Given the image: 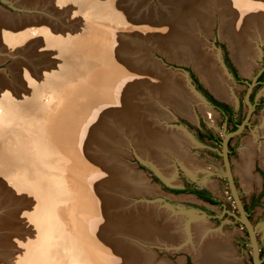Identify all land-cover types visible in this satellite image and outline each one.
Here are the masks:
<instances>
[{
    "label": "rangeland",
    "instance_id": "1",
    "mask_svg": "<svg viewBox=\"0 0 264 264\" xmlns=\"http://www.w3.org/2000/svg\"><path fill=\"white\" fill-rule=\"evenodd\" d=\"M29 1L33 6L25 8L15 6L14 0H0V20L7 29L0 39V264H26L20 262L25 256L24 245L38 236L41 240L44 235L37 234L33 223L24 217L33 211L36 201L27 189H21V184L16 185L24 177L37 186L57 188L56 200L59 197V204L68 213L70 205L76 208L82 193L89 194L97 211L108 218H134L143 205L156 204L163 213L162 224L167 225L173 218L178 231L187 234L176 242L170 243L163 237L155 245L146 244L155 253L154 263L212 264L197 258L193 237L185 229L187 222L192 224L196 220L195 223H207L210 233L227 240L226 254L232 264H252L249 237L237 219L238 209L225 175L221 144L224 135L231 132L232 121L240 125L245 120L241 132L228 139V161L239 199L256 229L264 264V75L259 79L264 74V0H208L199 11L195 26L172 32L180 33L178 38L166 34L160 25L167 19L165 16L173 14L167 0ZM253 2L255 7L251 9ZM234 5L241 9L237 11ZM227 9L229 12L224 13ZM16 18L19 21L13 24ZM249 18L254 20L252 24L244 23ZM257 27L261 32H257ZM244 32L246 37H239L238 33ZM250 34L258 41V57L250 58L252 69L245 72L234 59L233 50L237 42L248 40ZM78 53L83 57L81 74L75 69L79 59H73ZM227 64L240 81L231 75ZM213 67H218L225 78L228 99L219 97L206 80L203 68L213 71ZM128 71L140 74L141 80L147 75L146 80L132 85L131 79L123 75L129 74ZM165 80L178 85L180 110L163 96L161 88ZM204 91L232 111L209 107L202 99ZM35 92L38 95L34 97ZM31 97L38 107L59 110V117L64 116L62 111L66 109L68 118L77 115L78 127L72 125L75 120L68 121L64 133L77 129L75 136L81 135L77 137L79 142L74 143L76 137L61 139L50 132L46 137L34 138L32 125V134L23 123L16 125V115L22 116L18 113L21 105ZM66 97L68 100L63 103L61 98ZM112 101L121 110L128 108V102L138 107L133 120L128 119V113H116L117 106L112 108ZM184 108L187 115L181 112ZM83 121L91 123L90 128L84 127L87 124L81 126ZM143 122L159 131L180 134L185 155L197 163L199 170H191L194 167H189L186 158L162 146H148V151L163 152L164 166L152 157L153 153L150 156L140 152ZM52 123L59 125L58 120ZM213 136L218 141L211 139ZM22 142L31 143L27 145L28 157L25 156L28 163L14 155ZM247 148L255 152L249 158L247 170L252 181L250 187L244 185L239 172L242 151ZM9 153L12 156L7 163L3 156ZM70 162L75 164L72 168ZM140 186L150 192H139ZM183 187L189 191L170 189ZM193 190H202L220 203L212 204ZM114 201L120 202L119 205L114 207ZM70 224L69 219L60 223L61 241L55 243L52 251L54 264H72L77 260ZM170 232H174L173 227ZM105 233L101 237L107 243L116 239L125 249L143 243L126 232L115 231L109 237ZM53 234L57 236V232ZM144 239L148 243L153 240Z\"/></svg>",
    "mask_w": 264,
    "mask_h": 264
},
{
    "label": "bare ground",
    "instance_id": "2",
    "mask_svg": "<svg viewBox=\"0 0 264 264\" xmlns=\"http://www.w3.org/2000/svg\"><path fill=\"white\" fill-rule=\"evenodd\" d=\"M9 1H11V0H9ZM14 1H15L14 2L15 6H16V4L19 7L23 6L25 8L27 6L28 7L33 6V4L29 0H14ZM176 1L177 2L175 3V0H167V4L170 5L169 10H171V12H173V14L172 15L169 14V16H165V17L163 16L164 18L167 17V19H164V22L162 24H160L161 26H163V29H165V33L170 34V35L175 34L172 32H176L178 30H183V29H187V28L189 29L190 26H192V25L195 26L197 23L196 21L199 19L198 18L199 11H201L202 8H205L207 5L206 3L208 2V0H176ZM174 3H175V5H174ZM258 5L260 8L261 5L260 4H258ZM234 7L237 11H239L241 9L240 7H237L236 5H234ZM254 7H255V3L253 2L250 4V8L253 9ZM31 9H33V8H31ZM228 12H229V9H227V11L224 13H228ZM235 14H237V13H235ZM262 17H264V16H262ZM251 18H253V17H251ZM251 18L246 19L244 21V23L248 22V23L252 24V22L254 20H251ZM165 20H168V21H165ZM18 21H19V19L17 20V18H16V20H14L13 24L17 23ZM200 21H201V19H200ZM5 25L6 24L0 20V39H1V37L4 36L5 31H7ZM257 29H258L257 32L259 33L260 30L258 27H257ZM178 34H180V33L177 32V34H175V36H177V38L179 37ZM238 34H239V37H246L245 32L244 33H238ZM253 36H255V33H253ZM169 39L171 40L170 37H169ZM179 41H181V38L179 39ZM236 42L237 41H235V43ZM256 42H258V41H256V39H253L252 34H250L248 37V40L245 39L242 42H237V44L235 46L236 50L235 49L233 50L234 59L236 60L237 64L240 66V68L245 72H250V69H252V68H250V62H249L250 58L251 57L257 58L258 57V50L256 49ZM76 52H78V51H76ZM82 58L83 57H81L79 55V53H78V55L73 56L74 61L79 59L78 64H77V68H75L79 74L82 73V68H81ZM254 58H253V60H254ZM213 68H212L213 71H210V70L208 71V68H203V72L206 73V75H205L206 80L209 83L211 89L219 97L228 99L229 98V92H228L229 89L226 88L227 84H226L225 78L222 77L223 74L221 73V70H218V67H213ZM128 73L129 74L124 73L123 75H125L124 76L125 79H131V81L133 82L132 85H135V81H138V80H139V82L141 81L140 83H142V81L146 80V77H147V75L142 76V80H141L140 74H132L129 71H128ZM52 80L53 79H51V78L49 79L50 82H52ZM162 86L163 87L161 89L163 92V96L166 97V101L171 102L172 104H175V107H177V108L179 107V110H180L182 103L180 102L178 94L176 93L177 92L176 90L178 89V85L174 84V83L170 84L167 80H165L162 83ZM228 88H230V87H228ZM59 90H62V88L61 89L59 88ZM61 92H63V91H61ZM37 95H38V92L33 93L34 97ZM61 99H63L62 100L63 103H64V99H66V101H65V103H66L68 100V97L61 98ZM116 104H117L116 102H113L112 108L118 105V104L117 105ZM127 104H128V108L125 110L119 109L118 106L115 107L114 109H116V113H122V114L128 113V116H129L128 119L133 120V117L136 116L135 110L138 107L136 108L132 102H128ZM21 106H22V109L18 113H22V116L18 117V115H16V125L23 123V125H25L24 127L27 128L26 130L28 132L30 131V134L33 133V131H32V127H33L34 128V135H33L34 138L35 137H37V138L46 137L50 133L57 134L61 139L62 138H65V139L71 138L72 139V137L74 139L76 137L75 134L77 133V129H75V130H73V129L76 128V126L78 127L80 121H79V119H77V115H74L72 118H68V116H70V115H69V112L67 111V109L65 111L64 110L62 111V113H64L63 114L64 116L59 117V114H58V112H60L59 110L55 109V111H53L54 109L51 110V108L45 109V107H42V105H40L38 107V103L36 101H34L32 97H31V100L25 102ZM184 109L181 112L183 114L187 115L186 114L187 108H184ZM36 110H38V111L36 112ZM34 112H36V113H34ZM55 120H58L59 125H57V126L53 125L54 123H52V122ZM74 120H75V122H74L75 124H72V125H76L72 129L73 130L72 132H74V133L70 132L69 134H71V135L68 134L69 131H67V133H64L67 129L68 121L70 122V121H74ZM91 122H93V121H91ZM83 123H82L83 125H81V123H80V125L84 126L88 122L85 123L83 121ZM143 123H142V127H141V137L140 138H141V147L142 148L139 149L140 152L147 154V155H150V156H152V153H153L152 157H154L160 165L164 166L163 160L165 158L163 160L161 158L164 155L163 152L155 154V152L148 151V146L149 147L152 145L154 147L162 146V149L167 148V149H169V151L174 152V154H177L181 157L186 158L187 162H189L191 165L189 167L190 168L194 167L191 170H195V171L197 169L199 170L197 163L195 161H193L191 158H189L188 155H185V150L180 145L181 144L180 140H179L180 134H178L177 132H171L170 130L159 131V129H156L154 127H150L147 122H146L147 125H146V123H144V124ZM90 124L91 123H89V125ZM31 125H32V127H31ZM87 125L84 127L90 128L91 125L90 126L89 125L87 126ZM84 130H86V129H84ZM77 135H79V134H77ZM82 135H84V134H82ZM80 136H77V137L79 138ZM77 137L75 138L76 140H73L74 143H75V141L79 142ZM87 137L88 136H86V138ZM60 138H59V140H60ZM84 138L85 137H82V139H84ZM80 140H81V138H80ZM31 141H33V140H31ZM19 142H20V138L18 140V143ZM60 142H62V141H60ZM68 142H71V141L68 140ZM28 144H31V143H28ZM27 145L24 142L20 143L16 148V153H14V155L17 158H19L20 161H24V163H28V162H26V159H27L26 157H28V153L30 152L29 146H27ZM79 146H80V144H79ZM11 148H12V151L15 150L14 147L11 146ZM253 148H251V149L247 148V150H245L244 152L242 151L243 162L239 168V172H240V175L242 178V182L244 183V185H246V187H250L251 182H252L251 179L247 176V170H248V165H249V161H250L249 158L255 153L253 151ZM64 149H65V147H64ZM74 150H76V148ZM259 151H260L259 153H261V150H259ZM82 152H84V151H82ZM11 156H12V153H9L5 157L3 156V158L7 159V163H9ZM85 159H87V158H85ZM79 163H80V160L78 162L76 161L75 164H79ZM155 163L157 165V162H155ZM185 163H186V161H185ZM189 163H188V165H189ZM69 164H71L70 168H72L75 165L72 162H70ZM98 166H100V165H98ZM102 166H104V165H102ZM93 167L90 166V168H92V169H93ZM103 168H105V167H103ZM105 172H107V170ZM109 172H107V173H109ZM40 174H42V173L40 172ZM20 180L22 181V183H20L18 181L16 185L21 184V186H23V187H21V189H27V191L29 192V195H31L32 198H34L36 200L33 211L28 212L27 214H24V217L26 218L27 222L29 221V222L33 223V230L36 231L37 234L42 235V233H44L43 238L41 240L38 236V238L35 241H33V242L31 241L29 244L24 245L26 248V251L24 253L25 256L21 258L20 262H22V263L26 262V264H54L55 261L53 259L54 257L52 256V251H53V248L55 247L54 246L55 243L57 244V242L61 241L62 228L60 226V223H63L68 219L71 223L70 224L71 231H73V233H74V236L72 235V238H71L72 247H73V250L76 252V256H77L76 262L75 263L72 262V264H165L164 261H163V263L162 262L161 263H154L153 255H155V253H154V251H152V249L148 250L145 245L146 244L148 246H150L151 244L155 245L156 243H159L160 238H163V237H165V238L167 237V239L170 243L180 241L181 239H183V236L185 237L187 234V232L185 233L183 231L182 233H180L178 231V229H177L178 223L173 218L170 219L169 223H166L167 225L162 224L161 222H162L163 218L160 215H162L163 213L161 211H159L158 206L156 204L150 205V206L143 205V208L140 211H139V209L137 210L139 213L140 212L141 213L139 215L136 214V217H134V218L123 217L121 219V217H119V218L114 217L113 218L112 216H110V218H108V217H106V215L104 213L102 214L100 211L99 212L97 211L96 206L91 202L92 199H91V196L89 194L82 193L83 196H81L80 199L76 202L77 203L76 208H75L74 204L70 205L71 209H70V212L68 213V212H66V210L64 208H62V205H61L62 203L59 204V202H58L59 197H58V200H56L57 196L59 195L58 194L59 190L57 188L54 189L55 187L50 188L47 186L42 187L40 185H39L40 186L39 187L35 183L27 181L25 177L21 178ZM23 183H25V185H22ZM140 187H142V188H138L139 192L140 191H144V192L149 191L148 188H146V187L143 188L144 186H140ZM49 191H50V195H49ZM135 194H137V193H135ZM114 203H113V205L115 207L116 205H119L120 202L118 203L117 201H114ZM56 204H59L58 208H57ZM132 209H134V207ZM135 209H136V207H135ZM156 215L160 216L161 218H159V219L156 218ZM165 219H166V217H165ZM195 222H196V220H195ZM195 222L194 223L192 222V224L190 223L191 224L190 228H188L190 224H189V222H187L189 225L186 224L185 229L190 230V233L193 237V241L195 243L193 246L196 249L197 258L201 261H208V262L211 261L212 264L213 263H215V264H232L230 257L227 256V254H226L227 250L225 249L226 248L225 241H227V240H225L224 237L220 234H217V236H216L215 234L210 233L209 232L210 226L207 223H204L201 221H198L197 223H195ZM76 224H78V226H76ZM170 225H171V227H170ZM172 227L174 228V232L171 233L170 228H172ZM115 231L126 232L128 234H131V236L138 237L139 240L143 242L141 244L143 247L138 246V247H136L137 249L136 248L125 249L123 247L124 245L119 240L115 241L116 239L115 240L112 239V244H110V243H107L102 238L103 233L106 232L108 237H109V236H112ZM53 232H57V236H54ZM67 233H69V232H67ZM67 233L65 235H69ZM76 233L78 234L77 236H76ZM88 236H91L90 238H92V239L88 238ZM54 237H56V239H57L56 242H55ZM154 237H155V239H154ZM144 238H152L153 240H151L152 242L148 243V240L144 239ZM89 239H90V241H89ZM128 241H127V243H128ZM198 244H201V245H198ZM77 245H80L79 248H77ZM59 246H61V245H59ZM55 249H57V248H55ZM145 249H146V251H145ZM64 253H65V251H64Z\"/></svg>",
    "mask_w": 264,
    "mask_h": 264
},
{
    "label": "water",
    "instance_id": "3",
    "mask_svg": "<svg viewBox=\"0 0 264 264\" xmlns=\"http://www.w3.org/2000/svg\"><path fill=\"white\" fill-rule=\"evenodd\" d=\"M202 99L209 107L214 109V107L209 104V102L207 101V99L205 97H202ZM250 107H251V105H250ZM245 122H246V120L242 124L238 125V127L235 130L224 135V138L221 142V144H222V157H223V161H224V165H225V175L227 177L229 187L231 190V194H232V197L234 199V202L236 204V207H237L238 213H239V216L237 217V219L245 227L247 234H248V237H249V244L251 247L252 264H262V260L260 259V250H259L258 241H257V237H256V229L252 225L250 219L248 218V213L244 209L243 204H242L241 200L239 199V195H238V192L235 188L233 176L231 173V168H230V163L228 161V153H227L228 152V139L231 136L236 135L239 132H241V130L244 127ZM170 187H173V186H170Z\"/></svg>",
    "mask_w": 264,
    "mask_h": 264
},
{
    "label": "trees",
    "instance_id": "4",
    "mask_svg": "<svg viewBox=\"0 0 264 264\" xmlns=\"http://www.w3.org/2000/svg\"><path fill=\"white\" fill-rule=\"evenodd\" d=\"M237 76H235V79L236 80H238V81H240V79L239 78H236ZM260 77H261V75H260ZM204 93L207 95V97L210 99V101H211V103L213 104V105H215L216 107H221V108H223V109H225L226 111H228V112H230L231 111V109H230V107L229 106H227V105H225V104H223V103H221V102H219V101H217V100H215L212 96H210L208 93H206L205 91H204ZM236 128V125H234V127H233V129H235ZM216 141H218V139L216 140ZM172 191H175V192H183V191H185L186 190V188H174V189H171ZM192 192H194L196 195H198L199 197H203V198H205L208 202H210V203H212V204H219L220 202L218 201V200H216V199H214V198H212L209 194H207L206 192H202V191H192Z\"/></svg>",
    "mask_w": 264,
    "mask_h": 264
},
{
    "label": "flooded vegetation",
    "instance_id": "5",
    "mask_svg": "<svg viewBox=\"0 0 264 264\" xmlns=\"http://www.w3.org/2000/svg\"><path fill=\"white\" fill-rule=\"evenodd\" d=\"M227 69L229 70V72L231 73V75L233 76V74H234V71H233V69H232V67L229 65V64H227ZM190 74H193L192 72H190ZM261 75V77L259 76V79H261L262 77H263V73H261L260 74ZM234 78H235V76H233ZM203 95L205 96V98L207 99V101L209 102V104L210 105H212L215 109H217V110H221V111H226L225 109H223V108H221V107H216L215 105H213L212 103H211V101H210V99L207 97V95L203 92ZM218 101V100H217ZM226 105V104H225ZM231 109V108H230ZM232 111V110H231ZM230 111V112H231ZM229 112V113H230ZM234 125H236V128L238 127V124L237 123H235V122H233L232 121V126H231V128H230V131H233V130H235V129H233V127H234ZM211 139H213V140H217V138L216 137H211ZM170 189H173V188H170ZM185 191H189V189H186ZM193 191H202V190H193ZM202 192H204V191H202ZM203 198V197H202Z\"/></svg>",
    "mask_w": 264,
    "mask_h": 264
}]
</instances>
